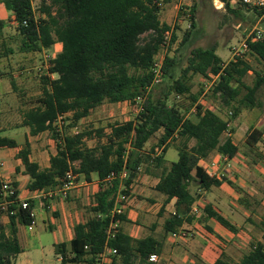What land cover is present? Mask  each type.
<instances>
[{
  "label": "trees",
  "instance_id": "1",
  "mask_svg": "<svg viewBox=\"0 0 264 264\" xmlns=\"http://www.w3.org/2000/svg\"><path fill=\"white\" fill-rule=\"evenodd\" d=\"M221 1L235 14L238 11L231 10L234 2L254 11L264 20V8L247 5L242 0ZM160 3L161 0H53L50 6L42 9L45 17L35 20L29 0H0V6L4 5L13 14L8 23L0 19V61L14 52L4 41L7 24L16 28L20 40L18 49L22 53L50 49L56 43L63 47L51 61L49 69V73L58 78L43 76L39 105L23 113L21 125L29 128L31 136L52 132L57 145V154L51 157L48 169H41L30 160L29 142L19 151L18 158L31 179L29 189L46 191L54 188L62 183L69 170L84 176L87 181L96 173L101 181L93 206L89 208L92 216L75 226V237L69 245H56L61 264H98V256L106 245L118 252L113 264H150V255L162 252V244L152 237L134 239L121 230L115 231L110 238L108 235L112 222L126 219L123 214L112 215L119 191L123 188L122 192L130 195L131 185L145 166L148 171L162 169L156 190L167 197L166 202L177 199L178 212L166 221V232L179 231L185 222H199L211 230L207 225L211 218L236 234L240 230L209 204L202 208L201 217L190 215L199 198L193 188L197 185V188L209 189L212 185L221 184L198 165L200 159L208 158L215 151L229 159L240 155L241 149L231 137L222 140L228 124L245 108H264L263 102L257 98L264 85V39L249 41L248 54L262 67L261 72L255 70L256 79L252 86L244 81L254 70L244 60L245 57L226 64L217 55L216 46L193 48L187 66L178 78L180 57L175 54L166 58L162 82L153 85L151 67L154 58L164 35L172 29L160 21ZM185 9L184 5L180 10L184 18ZM196 11L197 6L192 4V29L196 28ZM191 32L190 29L186 33L182 47L187 46ZM176 40L174 32L173 41ZM194 75L207 79L218 77L213 94L218 96L222 105L233 109L231 117L227 115L225 120L212 110L204 111V106L199 104L195 119L187 117V111L193 108L200 96L192 92L190 82ZM243 90L246 93L241 97ZM178 95L191 99L187 109L171 103L172 97L177 99ZM122 102L137 103L142 110L130 121L111 125L112 131L105 144L89 148L85 143L86 138L104 137V129H82L78 134L71 132L98 107ZM68 113L72 117L68 119L70 124L65 135H62L55 123ZM158 132L162 135L157 145L146 152L148 142ZM263 135L264 129L257 127H252L246 134L244 153L255 164L264 165V152L261 151ZM170 140L179 152V159L166 167V148L158 156L154 153L156 147L166 145ZM6 147L17 148L19 145L15 140L0 137V148ZM194 170L196 177L193 176ZM124 171L127 176L121 178ZM236 188L241 194V204L253 215L252 197ZM7 200L11 203L4 208L5 198L0 183V264H13L22 252L18 240L19 227H29L33 221L31 210L34 204L28 201L30 209H23L18 190ZM3 216L9 218L7 226L1 223ZM249 222L252 223L251 216L247 220ZM258 227L263 240L251 245L240 263H234L222 254L214 264H264V216Z\"/></svg>",
  "mask_w": 264,
  "mask_h": 264
},
{
  "label": "crops",
  "instance_id": "2",
  "mask_svg": "<svg viewBox=\"0 0 264 264\" xmlns=\"http://www.w3.org/2000/svg\"><path fill=\"white\" fill-rule=\"evenodd\" d=\"M175 3H178L179 8L172 26L169 22L163 21L162 16L166 13L168 6ZM185 3L186 0H161L160 3L161 23L173 28L176 34L179 33L178 27L184 22V17H182L180 10ZM12 15V12L8 11L4 5L0 6V19L5 23H8ZM11 27L14 26L10 24L5 26L4 41L8 47L12 48V40L17 35L8 34ZM62 48L61 43H56L50 49H43L39 52L22 53L17 50L18 53L14 51L13 54L0 61V137L15 140L19 145L17 148H0V183L2 184L4 181L11 182L17 188L21 201H30L34 204V210L36 211V226L32 230L29 227H19L18 240L22 252L17 255L13 264H61L62 258L56 254V245L63 243L69 245L75 237V226L79 223H85L92 216L89 208L93 206L95 196L101 187V181L95 173L92 174L90 181H87L82 175H76L75 186L70 190L66 199L59 197L51 199L45 196V194L57 188L58 185L46 191L30 190L31 179L29 175L25 174L23 162L18 158L19 151L26 142H29L31 146L30 160L37 163L41 169H48L51 166V157L57 154L56 142L53 136L52 141H41L46 133H51L52 135V132L48 131L37 136H31L29 128L21 125L23 119L20 123L11 124L5 117V113L9 112L11 106L9 103L10 99L17 97L20 101L19 105H21L20 110L24 113L26 108L37 107L39 105L38 101L43 94L44 86L41 81L43 76L38 77L33 72L27 74V76L33 77L20 76L18 71L15 70V65L21 66L22 70L43 67L46 62V54L52 55L54 59L61 53ZM231 59L226 64L230 63ZM44 73V76L51 79L55 80L58 78L55 74L46 73V71ZM31 80L34 81L32 83L35 88H29L27 85L25 87V84L30 83ZM7 81L11 84L10 90H4ZM12 81H14V84ZM19 84H21V87ZM31 101H37V104L22 106ZM196 104L204 106V111L209 109L219 114L223 119H228L227 114L221 111L220 106L210 104L202 96L199 97ZM97 112L109 114L112 119L106 122L116 124L119 119L132 120L139 111L137 103H106L94 110L88 117L82 119L71 132H80L86 126L88 127L87 129L99 128V124L106 123L98 119ZM117 116L119 117L116 118ZM242 116L243 114L236 118L237 120L232 123L231 127V139L241 149L240 155L224 161L222 159L223 155L215 151L208 158L200 159L198 164L205 172L206 170L214 171L217 174L216 179L221 184L219 186L212 185L209 189L197 188L195 184L196 187L193 188V192L197 190L199 195L194 206L198 205L202 211L205 205H212L225 219L240 229L237 234L211 218L207 221V225L211 230H208L199 222L192 224L185 222L180 230H188L194 236L173 241L171 232H166L165 230V224L168 219L178 212L177 199L174 198L166 202L167 197L156 190L160 182L159 175L162 169H151L148 171L146 166L143 167L131 185L129 202L125 205L123 213L126 219L119 222L117 230L123 231L134 239L152 237L158 240L162 244V252L159 254L160 261L158 264H214L222 254H225L234 263H240L243 259L245 252L242 253L241 259L234 258L228 254L223 243H226L225 241L228 238L231 240L238 238L242 233L241 228L246 226L247 220L251 216L250 212L241 204V194L236 187L247 192L250 197L254 189L250 182L251 178L257 180L264 178V165H262L263 163L255 164L253 159L246 155L242 149L247 132L252 127H257L251 124L245 134L242 135ZM70 117H72L71 113L66 114L65 120L67 121ZM107 130H104V137ZM161 135L162 132H158L148 142L145 148L146 152H149L157 145ZM104 137L101 139L94 137L88 141V138H86L85 143L89 148H94L99 144L106 143ZM227 137L228 135L224 134L222 140ZM92 142H96L95 145H90ZM164 148H166L165 165L170 167L172 163L179 159V152L171 140L166 145L156 147L155 151L156 153L157 151L162 153ZM261 151L264 152V149L262 148ZM193 176L196 177V170L193 171ZM192 209L190 215L193 214ZM247 212L249 213L246 216ZM1 223L7 226L9 218L3 216ZM262 240L263 233L258 241Z\"/></svg>",
  "mask_w": 264,
  "mask_h": 264
},
{
  "label": "rangeland",
  "instance_id": "3",
  "mask_svg": "<svg viewBox=\"0 0 264 264\" xmlns=\"http://www.w3.org/2000/svg\"><path fill=\"white\" fill-rule=\"evenodd\" d=\"M186 2H189V0H186ZM243 2V1H242ZM194 4L197 6V11L195 13V22H196V28L192 29L191 27L188 28V23L183 22L178 28L179 33L177 34V40H176V50L175 53L180 57L181 63L179 65V69L177 71V78L181 74V70H183L188 63V56L190 55V51L195 47H203V48H210L212 46L218 47L217 54L225 60L224 62L227 63L230 61L232 56L231 49L236 44L241 43L248 34L253 33L257 30H263L264 31V20L258 16L254 11L247 10L242 5H238V3H233L231 6L232 11H238L237 14L231 12L230 10L226 9L224 6V3H222L221 0H191V5ZM178 3L172 4L171 6H168V9L166 13L162 16L163 21L169 22L172 26L175 22L176 13L178 10ZM192 30V36L190 37L187 46L182 47V43L184 41V38L186 36V33L189 30ZM16 33V34H15ZM9 35H17L12 40V49L18 53L17 50L20 45V40L18 38V32L15 27H11V30L9 29L8 32ZM16 53V54H17ZM245 61L250 63L253 67V71H251L248 76L245 77L244 81L248 85L252 86L255 83L256 75L255 70H258L261 72L262 67L258 65V63L253 59L252 57L247 54L244 58ZM15 70L18 71L20 76L23 77H33V76H27L24 71L22 70L21 66L18 64L15 65ZM23 73V74H22ZM34 81L31 80L30 83H26V85L29 88H35V85L32 83ZM218 82V79L215 80L213 78H204L201 75H194L191 80V88L192 92L194 94H199L202 96L206 101H208L210 104H215L216 106H220L221 111H223L225 114L229 116V112H232L233 109L226 108L224 105H222V102L218 98V96H214L213 94V88ZM21 83V80H20ZM210 89L207 88L206 85L212 84ZM10 83L7 81V84L4 86L5 89H11ZM21 87V84H19ZM246 93L245 90L242 91L241 97ZM199 96V97H200ZM257 98L263 102L264 104V85L259 90L257 94ZM37 102V101H36ZM34 101L27 102L22 106H30L31 104H37ZM9 103L11 104L9 108V112L5 113V117L10 121L11 124L20 123L23 119V113L20 110L21 105H19L20 101L17 97H14L10 99ZM171 103H175L179 105V107H182L183 109H187L191 104L190 98H181L176 99L175 97H172ZM26 108L25 110H27ZM24 110V111H25ZM191 111V110H190ZM190 111H187V116H189L192 119H195L194 114H191ZM189 112V113H188ZM241 124H242V135L245 134V132L248 130L250 125L259 126V128L264 129V108L263 110H260L258 108L256 109H243L241 113ZM238 116V117H239ZM97 117L100 119V121H109L110 116L109 114H105L103 112H97ZM115 117V116H113ZM117 116L116 118H118ZM237 119H232L230 123H234ZM118 123H125L127 122L125 118L119 119ZM109 123V125H108ZM237 123V122H236ZM70 122L67 120L65 121V124L63 126V134L65 135V130L67 129ZM110 122H106L104 124H99V128L101 129H108L107 133H105V139L107 141L106 135H110L112 131V126ZM103 126V127H101ZM94 127V126H93ZM88 127L86 126L85 129ZM82 129V127H81ZM98 129V128H94ZM52 141V135L51 133H46L43 138L42 142L45 141ZM90 140V138L87 139V141ZM96 142L90 143V145H95ZM264 148V147H263ZM243 151L245 150L244 147L242 148ZM251 184L254 187L253 193H252V208H255V213L251 215L252 223L249 222L246 224L244 228H241L242 233L238 238H234L233 240L229 239L225 241L226 243H223V246L226 247V250L228 254L233 256L234 258H242V253H247L250 250L251 245L257 244L258 239H261L262 231L261 228L258 227L260 221L262 220L264 216V178L252 179L251 178ZM249 212H247L246 216ZM257 224V226H256ZM78 264H84V263H78Z\"/></svg>",
  "mask_w": 264,
  "mask_h": 264
},
{
  "label": "built area",
  "instance_id": "4",
  "mask_svg": "<svg viewBox=\"0 0 264 264\" xmlns=\"http://www.w3.org/2000/svg\"><path fill=\"white\" fill-rule=\"evenodd\" d=\"M243 3L247 4V5H251L253 7H257L259 9H263L264 8V0H242ZM30 2V10L31 13L33 15V17L35 18V20H39L45 17V15L42 12V9L44 6H50L53 2V0H29ZM235 3V2H234ZM186 6L185 9V18H184V22L188 23V28H190L192 26V13H191V0H189V2H186L184 4ZM27 22H25L24 24H26ZM173 33H174V29L172 28L171 30H169L163 38V42L161 45L160 50L157 52L154 61H153V65L151 67V73L154 76L153 79V85H158L162 82L163 79V65L164 62L166 60V58L168 57H173L175 56V50L177 48L176 46V41H173ZM264 39V31L263 30H257L253 33H250L246 36V38L239 44H236L235 46H233V48L231 49L232 51V61H237L238 59H243L249 52L250 47H249V41L255 42L258 40ZM46 62L44 64L43 67H37L34 68L32 70L27 69L24 71V73L26 74H31V72H33L36 76L38 77H42L45 75V71L46 73H49V69L51 68V61L54 60L52 55L46 54L45 56ZM23 74V73H22ZM215 80L218 79V77H214ZM213 85H206L208 89L211 88V86ZM181 96H177V99H181ZM140 100H138L137 102H139ZM198 104H195L193 106V108L191 109L190 113L191 114H195L198 111L197 108ZM142 108L139 107L138 111H141ZM229 116H232V112L229 113ZM65 117L66 114L60 116L58 118V120L55 123V127L57 129L58 132H60L63 135V126L65 124ZM231 127H232V123L228 124V130L226 131V134L228 135V137L232 136V132H231ZM74 134H78V131H75ZM263 140H264V135H263ZM161 153V151H157L156 156H158ZM154 156V157H156ZM222 159L224 161H227L229 158L227 156H222ZM206 173L209 177L211 178H217V174L214 171L211 170H206ZM127 176L126 172L124 171L121 174V178H125ZM114 177V175H113ZM111 178H109V180H111ZM75 182H76V175L74 174V172L72 170H69L66 175L64 180L62 181V183L60 185L57 186V188H55L53 191L45 194V196H48L49 198L53 199L55 197H59V198H63L66 199L69 195L70 190L75 186ZM122 190H124L123 188H121V190L119 191V194L116 197L115 200V205H114V209L112 211V215H122L124 213L125 210V205L129 202V198L130 196L126 193H123ZM17 189L15 188V186L9 182V181H4L2 183V192H3V196L5 198V202H4V208H6L11 201L7 200L11 197H13L16 194ZM22 207L23 209H30V203L28 202V200H22ZM192 213L196 216V217H201L202 215V211L200 209V207L198 205L194 206L192 209ZM31 217L33 219V221L31 222V224L29 225V229L32 230L35 226H36V211L33 209L31 210ZM119 226V222H112L109 230H108V235L109 238L112 237V234L117 231V228ZM191 236H194L193 234H191L190 231L188 230H179L176 232L171 233V237L173 239V241H179L181 239H187V238H191ZM87 248V247H86ZM118 252L117 250L109 247L108 245H106L104 251L102 254H100L98 256V264H113L115 261V258L117 257ZM160 261V256L158 254H152L150 255L148 262L150 264H158Z\"/></svg>",
  "mask_w": 264,
  "mask_h": 264
}]
</instances>
